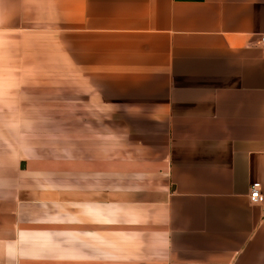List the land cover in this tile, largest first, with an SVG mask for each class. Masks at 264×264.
<instances>
[{"label":"crops","instance_id":"obj_1","mask_svg":"<svg viewBox=\"0 0 264 264\" xmlns=\"http://www.w3.org/2000/svg\"><path fill=\"white\" fill-rule=\"evenodd\" d=\"M0 25L90 103L67 159L33 164L64 182L33 195L54 228L0 201V264H264V0H0Z\"/></svg>","mask_w":264,"mask_h":264},{"label":"rangeland","instance_id":"obj_2","mask_svg":"<svg viewBox=\"0 0 264 264\" xmlns=\"http://www.w3.org/2000/svg\"><path fill=\"white\" fill-rule=\"evenodd\" d=\"M3 30L0 25V201L9 200L12 222L33 228L34 222L42 221V228H54L46 223L52 222L54 214L49 211L55 204L33 195L61 192L64 182L33 164L67 159L66 123L70 117L72 125L74 121L82 126L83 117L89 119L88 91L67 84L75 76L59 67L63 64L51 54L49 43L33 31L25 37L4 35ZM82 137L76 132L75 139ZM66 217L58 213L56 222H65ZM52 242L56 244V238L43 244V255Z\"/></svg>","mask_w":264,"mask_h":264},{"label":"built area","instance_id":"obj_3","mask_svg":"<svg viewBox=\"0 0 264 264\" xmlns=\"http://www.w3.org/2000/svg\"><path fill=\"white\" fill-rule=\"evenodd\" d=\"M258 43L264 47V34L258 37ZM260 185L258 183L252 184L249 191L250 205H258L260 203Z\"/></svg>","mask_w":264,"mask_h":264}]
</instances>
